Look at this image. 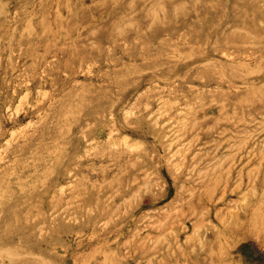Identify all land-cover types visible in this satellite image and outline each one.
I'll use <instances>...</instances> for the list:
<instances>
[{"label": "rangeland", "instance_id": "1", "mask_svg": "<svg viewBox=\"0 0 264 264\" xmlns=\"http://www.w3.org/2000/svg\"><path fill=\"white\" fill-rule=\"evenodd\" d=\"M0 264H264V0H0Z\"/></svg>", "mask_w": 264, "mask_h": 264}, {"label": "bare ground", "instance_id": "2", "mask_svg": "<svg viewBox=\"0 0 264 264\" xmlns=\"http://www.w3.org/2000/svg\"><path fill=\"white\" fill-rule=\"evenodd\" d=\"M210 208V207H209Z\"/></svg>", "mask_w": 264, "mask_h": 264}]
</instances>
